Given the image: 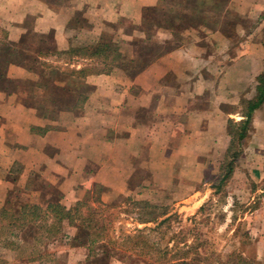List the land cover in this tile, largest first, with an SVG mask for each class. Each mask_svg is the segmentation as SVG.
Masks as SVG:
<instances>
[{
  "label": "crops",
  "instance_id": "obj_1",
  "mask_svg": "<svg viewBox=\"0 0 264 264\" xmlns=\"http://www.w3.org/2000/svg\"><path fill=\"white\" fill-rule=\"evenodd\" d=\"M157 2L0 0V45L19 43L21 37L31 32L51 33L55 47L66 49L70 44L77 47L94 44L112 31L122 57L133 62V41L145 38L141 29L143 9ZM229 6L251 22L249 26L241 25L240 42L233 43V38L219 29L188 28L179 38L171 30L156 29L153 36L156 43L177 46L134 75L120 66L107 73L87 75L83 81L93 86L94 91L88 95L78 117L72 110L61 108L53 119L44 118L22 102L21 97L29 95L41 100L42 87L29 88L27 93L0 88V208L12 189L34 192V187L28 188L31 172H38L56 185L64 196L63 203L69 207L85 194L89 186L87 176L93 184L106 189L101 197L106 202L107 193L129 192L127 182L139 166L153 175L163 174L161 164L157 166L160 170L151 168L153 159H167L174 153L178 158L198 159L202 154L208 157L217 151L219 137L221 141L225 139L224 130L220 132L218 128L223 129L224 120L236 111L233 108L238 97L242 94L249 97L254 85L250 80L264 71V0H230ZM115 24L118 26L113 28ZM33 43L36 48L42 42L38 39ZM72 60L78 68L90 62L82 56ZM38 61L39 65L48 63L51 68L64 60L45 55L39 56ZM2 78L19 82L37 81L40 76L22 65L9 63ZM218 80H221L219 87L217 83L214 85ZM3 83L7 86L6 81ZM143 111L150 112V119L143 118ZM259 115L264 116V103L253 113L255 118ZM44 127L48 129L40 132ZM259 129L255 134L260 138L252 137L264 142ZM245 154L252 160L248 176L255 188L243 200L241 213L234 209V203H238L234 195L227 197L226 224L247 223L252 248L242 255H254L259 264H264V146L250 152L245 150ZM15 162L21 165L19 173L11 170ZM234 176H238V171L233 172ZM68 235L72 237L74 232ZM84 249L71 246L66 250L67 264L82 262ZM80 254L77 259L75 255ZM231 264L251 263L243 259Z\"/></svg>",
  "mask_w": 264,
  "mask_h": 264
},
{
  "label": "rangeland",
  "instance_id": "obj_2",
  "mask_svg": "<svg viewBox=\"0 0 264 264\" xmlns=\"http://www.w3.org/2000/svg\"><path fill=\"white\" fill-rule=\"evenodd\" d=\"M162 4L171 3L164 1ZM229 5L230 0H223L218 8L214 7L213 10L207 11V26L202 27L206 31L219 29L222 34H230L228 37H232L233 39L231 40L233 43L237 44L238 40L240 42L241 39V25L249 26L248 24H251V22L242 19V17L236 14ZM117 26L118 24H115L113 28ZM141 29L145 33V38L133 41V53L135 56L133 62H131L132 60H125L124 57H122L120 48L114 41V33L112 31L103 36L104 40L110 41L112 45H115L116 50L119 52L118 55L121 57V61L124 64H128V69L120 67L129 73L137 69L139 70L143 65H148L157 56L166 53L168 47H172V45H161L155 42L153 36L155 35L156 29H159L158 27L153 26L151 29H147V27L142 28L141 26ZM38 39L39 38L34 36L31 32L29 35V44L35 47L36 45H33V41ZM173 42L176 43L175 41ZM40 46L42 50H45L46 45L43 44V42ZM72 48L76 47L71 44L66 49H57L55 47V52L51 51V54H47L46 56H56L59 60L62 59L64 60L63 62L66 63L64 64L59 61L56 65L52 64V68L57 67L61 71L71 68L79 69L73 60L68 59L67 54H70ZM235 50L236 48L234 47V52ZM123 51L124 48H122V52ZM73 55L72 59L76 56H82L81 54L76 55L75 53H73ZM110 56L112 57V55ZM225 57L226 55L221 57L218 64H221L222 59ZM217 59L219 60V58ZM121 61L119 60V62ZM88 64L91 66V69L95 70L96 68H100V64L94 60H91ZM34 66L35 68L37 67L43 70L45 76L48 75L50 64L46 63L45 65V63L42 62V64H36ZM117 66V64L113 65L111 70ZM35 73L41 75L39 72ZM92 74L99 73H90L89 75ZM55 82L57 86L63 85V81L58 83L57 81ZM220 82L221 80H218L214 85L217 83V87H219ZM250 84H254V91L250 88L249 97L244 94L238 97V103L235 105V108H233V111H236L228 118H233L235 121L241 119L240 115L242 106L244 105L242 100L251 98L255 95L257 85L256 78L255 80H250ZM47 89L48 91L43 94L41 100H36L40 103L36 102V104L42 103L43 105L49 106L46 103L49 101L46 100L49 98L48 93H50V89L48 87ZM27 90L30 91L29 88ZM93 91L94 89L92 86L88 95ZM50 95H52L54 99H57V103L54 104L59 107L62 106L61 108H66L71 105L66 104L68 96L59 94L58 90L56 92H51ZM85 102L79 106L80 109H77L76 112L70 108L68 109L72 110L74 115L78 117L82 112ZM141 115H144V119H150V112L148 111H143ZM227 119L223 122V129H221V127L218 128L220 132L224 130L225 139L221 141V137H219L217 151L213 152L210 156L205 157L206 155L202 154V157L198 159H183L178 158V154L174 153V156L170 154L167 159H153L150 162L152 165L151 168L160 170L157 166L161 164L163 167L160 168L164 170L163 174L153 175L149 169L139 166L127 182L129 192L125 194L107 193L106 197L108 196V201H99L102 204H115L112 208L103 206L104 217L107 213L111 214L109 217H105L104 220L107 222V227L104 230L105 239L108 240L106 244L108 248L113 250L111 251L113 252V256L107 259V264H146V262H151L152 264H231L234 262L241 263L243 259L248 260L251 264L260 263L259 260L255 259L253 254L251 257H243L242 255L243 251L252 248V241L249 239L247 223L239 221L228 223L227 225L226 215L227 208L229 207H227V202L229 200L227 197L234 195L236 202H238L237 204L234 203V209H236L238 213H241L243 205H245V201L243 200L247 198L249 190L255 188V184L248 176V170L251 168L252 160L247 158L245 150L246 152H250L263 149L264 142L252 136L256 135L255 132L258 131L259 127L260 132L264 134V131H262L264 130V123L262 122L264 116H257V118H255L256 122L254 123L252 120V128L250 129L249 137L242 146L243 148L239 147V149H243V152L234 160V172L236 171L237 173L238 171V176L232 177V174L230 179L228 178V180L226 179L220 182V179L225 173L224 163L226 160H229V157L226 155L230 142V136L227 134ZM259 119H261V122H258ZM154 120L156 119H153V121ZM256 136L260 138V136ZM206 147L209 146H205L204 149ZM200 148H202V144ZM204 152L206 151L201 150V153ZM15 163L18 165H13L11 170L13 173H19L21 165L18 162ZM13 176H16V174H13ZM86 182V185L89 186H86L85 194L81 198L88 195L90 196L89 203L91 205L100 206V203L97 200L94 201V198L98 196L101 200V197L106 193V189H101V191L99 190L100 192L97 191L94 187L96 183L93 184L88 176ZM43 183L53 185L45 180L38 172L30 173L28 183L29 189L35 188ZM96 185L97 187L102 186L99 184ZM145 187H147L148 190L144 189ZM244 188L245 190H243ZM14 191V194H19L26 200H40L39 189L37 191L34 190V192H25L18 187L14 189ZM79 193H81V191H79ZM76 200H78V198ZM76 200L72 202V205ZM143 202H149L152 205L145 207ZM135 203L142 204L135 205ZM251 205L252 203H250L249 207ZM142 206L144 208H142ZM166 216H168L167 219L163 221ZM143 218H153V221L141 222L140 220ZM64 230L65 236L60 240L61 242H48L46 245L35 244L31 239L22 242L18 238L12 237V235H8L6 239L1 238L0 264H53L55 261L49 260L50 258H52V260L55 259L60 264H67L69 255H67L68 251L66 250L71 247L70 243L73 237H69L68 232L73 231L75 233V229L72 227H65ZM84 248L86 258L88 248L86 246ZM100 249L101 248L97 246L93 250L96 251V253H101ZM14 252L15 256L12 258ZM40 252L44 254L42 258L37 261H28L30 256H37ZM8 256H10V258ZM75 257L77 259L81 258V254L80 256L75 255ZM85 258L82 262H78V264H84Z\"/></svg>",
  "mask_w": 264,
  "mask_h": 264
},
{
  "label": "trees",
  "instance_id": "obj_3",
  "mask_svg": "<svg viewBox=\"0 0 264 264\" xmlns=\"http://www.w3.org/2000/svg\"><path fill=\"white\" fill-rule=\"evenodd\" d=\"M164 1L171 4H164V6L162 4ZM221 2L223 0H158L154 6L143 9L141 26L142 28L147 27V29H151L153 26L168 29L179 38L181 37L180 33L188 28L207 26V11L213 10L214 7L218 8ZM229 35L227 34V36ZM34 36H37L39 41L46 45L45 50H42L41 46L35 48L29 44V34L21 37L19 43H3L0 45L1 89L11 91L19 89L21 93H27L28 88L32 89L35 86L42 87L44 93L48 91L47 87L50 89V93L58 90L59 94L68 96L66 104L71 105L66 108L76 112L77 109H80L79 106L85 102L88 93L92 89V86L83 81L87 75L90 73H107L116 64L128 69V64L121 61L115 45L104 40L102 36L94 44L82 47L75 46L76 48H72L70 54H67L69 60H72L73 53L76 55L81 54L83 58L99 63L100 68L94 70L87 64L83 68H71L61 71L57 67H51L48 75L45 76L43 70L35 68L34 65H39V56L42 57L51 54L53 51L55 52L52 34H34ZM176 46L177 44L168 47L167 51ZM9 63H16L26 67L29 71L39 72L41 79L37 81L20 80L19 82L4 79L2 78L4 68ZM144 67L145 65L139 70L131 72V74L134 75ZM256 80L255 95L242 100L244 104L241 112L242 118L238 121L233 118L227 119V134L230 136V142L226 155L229 160L224 163L225 173L220 182L231 178L235 167L234 160L243 152V149L241 150L239 147H242L249 137L253 113L264 102V71L256 77ZM4 81H6L7 86H4ZM55 81L57 83L63 81V85L57 86ZM50 93H48L49 98L46 101L51 102L52 106L43 105L42 103L36 104V102H40L36 101L31 95L21 97V100L25 105L34 107L42 117L53 119L62 106L59 107L54 104L57 103V99H54ZM221 107H224V105ZM47 129L48 127H44L40 129V132H45ZM31 130L34 131V127ZM14 165L18 164L15 163ZM94 187L97 191L105 189L103 186H98L99 189L96 184H94ZM38 189L40 190L39 201L26 200L19 194H14L16 191L14 189L7 193L5 202L0 208V239H6L8 235H12V237L18 238L22 242L31 239L35 244L46 245L48 242H61L60 240L65 236V227H72L75 229V233L71 238L70 245L86 246L88 248L84 264H107V259L113 256V252H111L113 250L108 248L106 244L108 240L104 236V230L107 227V222L104 220L105 217L111 215L107 213L104 217V207L112 208L115 204H102L99 202L101 201L100 198L96 196L94 201L97 200L100 206L91 205L89 203L90 196L85 195L83 198L76 200L72 206L67 207L62 202L63 194L55 185L43 183L34 188L36 191ZM141 204L135 203V205ZM143 204L145 207L152 205L149 202H143ZM142 208L144 207L142 206ZM140 221L149 222L153 221V218H143ZM96 245L101 248V253H96L93 250L97 247ZM42 254L40 252L37 256H30L28 261H37L44 256ZM49 260L55 261L53 264H60L55 259L50 258ZM146 264L152 263L146 262Z\"/></svg>",
  "mask_w": 264,
  "mask_h": 264
}]
</instances>
